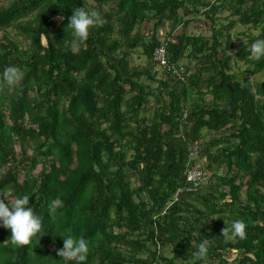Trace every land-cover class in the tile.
<instances>
[{"label": "trees", "instance_id": "obj_1", "mask_svg": "<svg viewBox=\"0 0 264 264\" xmlns=\"http://www.w3.org/2000/svg\"><path fill=\"white\" fill-rule=\"evenodd\" d=\"M3 1L0 33L24 45L0 36V75L15 66L22 77L0 89V200L29 196L42 230L13 246L0 226V264H77L56 255L69 234L88 242L83 264H205L193 257L203 240L207 264H264V80L236 78L229 54L235 25L256 30L236 59L264 73V57L250 55L264 40V0ZM76 7L100 21L73 54ZM223 10L231 19L216 27ZM199 16L208 37L185 33ZM138 49L147 66L130 65ZM193 150L211 173L186 191ZM237 219L245 238L225 241L221 229Z\"/></svg>", "mask_w": 264, "mask_h": 264}, {"label": "clouds", "instance_id": "obj_2", "mask_svg": "<svg viewBox=\"0 0 264 264\" xmlns=\"http://www.w3.org/2000/svg\"><path fill=\"white\" fill-rule=\"evenodd\" d=\"M99 21L100 14L95 9L84 7L73 9L67 26L72 30L73 40L70 44V50L73 54L78 53L80 47L89 37L90 28L96 26ZM250 55L256 59L264 57V40L258 39L251 44ZM21 78L20 70L17 67H6L0 75V89L4 86L17 85ZM29 201L27 195L16 197L9 207L8 202L5 203L4 200H0V226L11 231L10 239L5 243H10L13 246H27L31 243L32 238L41 232L42 221L34 213L33 208L29 206ZM58 204H60L59 199H54L50 205V212H54ZM225 225L221 229V236L225 241L245 238L246 223L243 220L237 219L232 221L230 225L227 223ZM208 249L209 241L203 240L198 245V250L193 253V257L207 264ZM88 250V242L83 237L76 238L69 234L64 236L63 248L58 249L56 255L65 261H76L77 264H83Z\"/></svg>", "mask_w": 264, "mask_h": 264}, {"label": "rangeland", "instance_id": "obj_3", "mask_svg": "<svg viewBox=\"0 0 264 264\" xmlns=\"http://www.w3.org/2000/svg\"><path fill=\"white\" fill-rule=\"evenodd\" d=\"M11 0H4L3 1V5H6L8 2H10ZM217 18L218 20L216 21V27L223 25L225 22H227L229 18V12L228 11H221L217 14ZM202 20L203 17L199 16L196 17L195 20L191 23L188 24L187 28L185 29V33L188 35H196V34H203L205 35V37H208L210 34V31L208 30L207 26H202ZM145 30H143V32L146 31L147 33V25H145ZM140 30H142V27L139 28ZM168 29V25L164 26L163 31L166 32V30ZM142 32V33H143ZM251 33V35H257V31L256 30H251V31H247L245 27H241L239 25H235L234 28H232V30L229 32L231 35V50L229 52V54L232 56L231 59V72L235 75L236 78L240 79L242 77L246 78L248 81L252 82V81H261L264 80V73L263 74H257L254 76H250L246 73L247 70V65H245L244 63L238 61L236 59V53L240 48V45L242 43L246 42V38L245 35L247 33ZM239 33H242V35H238ZM4 34L8 39L15 41L16 43H18L20 45V48H23L24 42H22L21 38L19 37L18 33H16L14 30L8 28L5 30L4 33H0V36ZM162 34V33H161ZM130 60V65L133 67H144L147 66V61H145V58L143 56L140 55V50H135L133 52H131V55L129 57ZM180 65H182V67H188V68H192L193 64L191 61H189L188 59L183 58L180 63ZM152 71L156 72L155 75V79H159L160 77H162L163 75L161 74V70L155 66L152 67ZM192 70L189 69L187 72L190 73ZM152 86H154V84L152 83ZM209 96H205L204 101L208 102L209 100ZM151 102L145 107L144 112L140 115L141 117H146L149 118L151 110H152V106H151ZM224 133V132H222ZM208 138V136H207ZM16 151L18 150V147L15 146ZM27 154H30V150L27 149ZM191 160L194 162V164L192 165L195 170H199L203 173V176L201 177V180L206 179V183L209 182V174L211 173L210 170L205 168V161L202 158H197V155L195 154V150H193L192 155H191ZM40 169V166H37L34 170H33V174H36ZM218 174L221 173V170L217 171ZM22 176L21 174L18 175V180H21ZM211 181V179H210ZM163 255L170 257L171 253L168 249L163 251ZM228 258L230 259L231 257L228 256Z\"/></svg>", "mask_w": 264, "mask_h": 264}, {"label": "built area", "instance_id": "obj_4", "mask_svg": "<svg viewBox=\"0 0 264 264\" xmlns=\"http://www.w3.org/2000/svg\"><path fill=\"white\" fill-rule=\"evenodd\" d=\"M152 59L154 62L157 63L158 67H165L166 61L164 57V49L162 47H157L152 54ZM168 70H171V73L176 74L180 76V74H183V69L180 67L178 69L172 68L169 66L167 68ZM203 176V173L199 170H195L194 168H191L187 170L185 180L188 184L186 187V191L193 190L196 188L199 182L203 181L201 180V177Z\"/></svg>", "mask_w": 264, "mask_h": 264}]
</instances>
